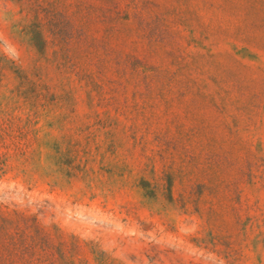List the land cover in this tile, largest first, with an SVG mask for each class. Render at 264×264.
I'll use <instances>...</instances> for the list:
<instances>
[{"label": "rangeland", "instance_id": "1", "mask_svg": "<svg viewBox=\"0 0 264 264\" xmlns=\"http://www.w3.org/2000/svg\"><path fill=\"white\" fill-rule=\"evenodd\" d=\"M0 264H264V0H0Z\"/></svg>", "mask_w": 264, "mask_h": 264}]
</instances>
